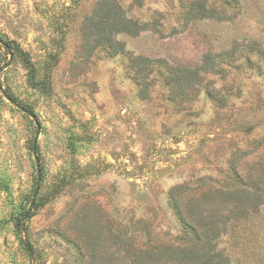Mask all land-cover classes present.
Segmentation results:
<instances>
[{
    "label": "rangeland",
    "instance_id": "rangeland-1",
    "mask_svg": "<svg viewBox=\"0 0 264 264\" xmlns=\"http://www.w3.org/2000/svg\"><path fill=\"white\" fill-rule=\"evenodd\" d=\"M99 1L0 0V264H120L126 232L176 244L172 190L183 212L232 160L259 177L264 0H114L140 31L119 54L83 46ZM262 204L217 240L229 264H264Z\"/></svg>",
    "mask_w": 264,
    "mask_h": 264
},
{
    "label": "trees",
    "instance_id": "trees-1",
    "mask_svg": "<svg viewBox=\"0 0 264 264\" xmlns=\"http://www.w3.org/2000/svg\"><path fill=\"white\" fill-rule=\"evenodd\" d=\"M139 32L135 22L122 16L114 0H100L86 20L81 36L83 46L91 51L107 46L110 53L119 54L122 53L123 46L114 37L120 33L137 35ZM3 46L8 52L12 50L9 44ZM207 58L210 60L211 57ZM21 62L28 71L32 87L45 85L34 82V70L26 55L21 57ZM189 75L196 73L189 72ZM44 89L43 86V91ZM256 166L260 172L259 177L254 180L250 177L248 182H244L239 178L232 160L228 167L226 187H208L200 197L191 198L183 212L175 207V196L182 187L172 190L170 203L181 228L176 244L151 243L150 233L146 228H141L137 232L146 241L135 245V236H128L126 232L119 245L120 264H229L227 258L218 250L216 242L226 234L229 223L245 220L250 214L258 212L263 205L264 161ZM15 229L20 232V221L15 223ZM108 260L109 264H113L112 254Z\"/></svg>",
    "mask_w": 264,
    "mask_h": 264
},
{
    "label": "water",
    "instance_id": "water-1",
    "mask_svg": "<svg viewBox=\"0 0 264 264\" xmlns=\"http://www.w3.org/2000/svg\"><path fill=\"white\" fill-rule=\"evenodd\" d=\"M37 130H38V132H37V134H38L39 133V129H37ZM35 145H36V139L34 141V147H33V154L34 155H35ZM35 162H36V169H37V185H36L35 193H34V196L32 198V202H31V205L29 207V210L26 212V214L24 216V220H26L28 218L29 213H30V211L32 210V208H33V206L35 204V201H36V199L38 197L39 190H40V172L38 170L39 167H38V164H37V160H35Z\"/></svg>",
    "mask_w": 264,
    "mask_h": 264
}]
</instances>
